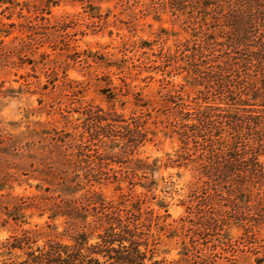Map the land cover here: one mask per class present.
Instances as JSON below:
<instances>
[{
    "label": "rangeland",
    "instance_id": "rangeland-1",
    "mask_svg": "<svg viewBox=\"0 0 264 264\" xmlns=\"http://www.w3.org/2000/svg\"><path fill=\"white\" fill-rule=\"evenodd\" d=\"M176 5L0 2V241L29 230L33 247L71 243L83 230L94 243L103 229L95 217L118 205L139 216L142 264H264L263 181L231 192L208 179L199 158L208 135L193 136L190 127L205 108L238 106L264 117V75L251 67L257 90L242 95L247 104L228 103L221 85L193 72L204 66L193 52L209 17ZM116 114L144 133L133 150L124 148L123 127L97 126L95 116ZM263 125L250 134L262 143L264 167ZM61 199L86 208L72 229L65 215L49 217ZM15 206L20 216L7 217L4 207ZM203 216L211 222L196 230Z\"/></svg>",
    "mask_w": 264,
    "mask_h": 264
},
{
    "label": "trees",
    "instance_id": "trees-1",
    "mask_svg": "<svg viewBox=\"0 0 264 264\" xmlns=\"http://www.w3.org/2000/svg\"><path fill=\"white\" fill-rule=\"evenodd\" d=\"M172 1L177 3V9L188 4L202 17L210 19L207 28L198 36L193 52L202 54L199 64L204 66L202 69L195 67L193 72L211 86L216 82L221 85L218 92L231 100L228 103L247 104L242 95L257 90L253 87L254 80L248 79V70L253 67L256 73L264 75V0ZM212 26L215 31H208ZM251 111L238 106L205 108L195 113L190 125L193 127L191 135H208L199 154L203 160L202 174L210 180L227 183L231 192L242 191L246 181L253 178L264 183V167L257 159L258 147L262 143L250 134L253 127L264 122V117ZM95 120L97 126L106 132L117 126L123 127L126 132L121 136L125 137L127 145L124 148L133 150L143 138L140 125L136 122L134 127H129L128 122L120 123L125 121L120 114L114 117L97 115ZM102 120L106 122L102 123ZM104 135L108 136L107 133ZM181 135L182 138L189 136L183 131ZM113 154L118 153L111 152ZM4 208L7 217L17 219L20 216L19 206L13 210ZM48 208L51 218L65 215L66 229H72L77 218L86 216L84 205H78L75 200L61 199ZM138 218L130 208L108 206V210L100 211L94 219L96 227H103L94 243H88V234L83 230L74 232L71 243L50 239L35 247L32 245L34 236L29 230L13 233L0 241V264H142L146 251L140 246L146 238ZM210 220V216L198 218L196 230L207 228Z\"/></svg>",
    "mask_w": 264,
    "mask_h": 264
}]
</instances>
